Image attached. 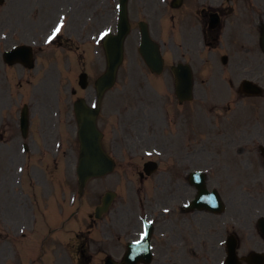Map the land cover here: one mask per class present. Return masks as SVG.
Listing matches in <instances>:
<instances>
[{"label":"flooded vegetation","instance_id":"obj_1","mask_svg":"<svg viewBox=\"0 0 264 264\" xmlns=\"http://www.w3.org/2000/svg\"><path fill=\"white\" fill-rule=\"evenodd\" d=\"M10 3L12 41L19 46H29L32 60L38 62L36 52L42 49H36L34 44L41 35V42L45 40L48 30L42 27L52 24L49 17L52 0H10ZM61 8L59 4L58 13ZM38 13H42L43 18ZM170 19L183 46L185 43L189 48L200 42L208 53L223 46L232 52L228 72L237 82V86H233L229 81L236 108L233 124L228 127L226 117L221 118L216 112L226 111V108L212 103L215 95L204 88L201 100L207 113L202 131H195L191 118L187 121V131L176 133L168 147L171 148L169 166L165 158L167 146L156 147L161 153L158 161L161 167L155 175L145 179L154 182V189L171 191V194L170 199H164L170 202L160 200L151 205L138 202L140 215L150 214L156 223L152 222L151 245L170 254L173 264H216L219 261L223 264H264V60L260 61L250 47L257 44L264 27V0H183L180 7L171 10ZM34 27L38 28L35 33ZM2 64L0 51V73ZM244 80L260 85L259 95L246 97V92L254 87H242ZM24 98L25 94L17 96L9 106H17ZM245 98L251 99L244 102ZM33 108L30 106L31 114ZM44 109L49 110L46 102ZM13 126L19 131V110L5 116L0 110V130ZM127 147L133 153L139 149L133 138ZM195 169L205 171L207 184L233 191L229 202H223L220 213L192 207L184 209L183 204L190 202H179L183 195L189 198L193 192L187 175ZM134 170L133 173L139 174V169ZM162 207L170 213L160 214ZM135 208L134 202H118L104 221H97L94 216V238L75 234L69 244L79 254L78 264H104L110 254L117 255L125 250L128 242L136 240L139 230L134 218ZM232 246L233 263L227 259ZM91 249H94V263Z\"/></svg>","mask_w":264,"mask_h":264},{"label":"rangeland","instance_id":"obj_2","mask_svg":"<svg viewBox=\"0 0 264 264\" xmlns=\"http://www.w3.org/2000/svg\"><path fill=\"white\" fill-rule=\"evenodd\" d=\"M55 2H58V0H55ZM97 0H84V4L82 6L86 7L87 5H91L95 7ZM85 10H81V12H83ZM49 16L52 18V15L49 14ZM104 21L97 18L94 21V26H89L88 27V33L94 31V38L95 40L99 37L100 33L105 31V30H101L105 25ZM38 28H35V31H37ZM132 35L127 39L126 41V45L128 46V52L125 46V63L122 64V66L119 68L118 71V78H117V83L115 84V88L112 89L111 91L108 92V94H110L108 99H105L103 104H102V110L101 113L99 115V122L101 126H107V129H105V131H107V133L109 135L112 134V130H116L118 129V127L121 125L122 120L120 121L119 124L117 125H113L111 124V122H115L116 118H115V111L117 113H123L125 110L128 111V113L130 115H134L140 112L139 110V106L136 103H133V101H130L129 98V92H134V90L132 89L133 86H131L129 84V82L127 81V78L129 76H136L138 74H140L142 72V64L140 59L137 57V53H135V49H136V43L134 42V40L131 38ZM95 44V41H94ZM67 62H70L73 66V73L71 74L72 76H70V78L68 79V82L65 83V85L60 86L59 83H57V73L56 72H51V74L48 76L51 78V82L46 83V85L44 87H46L43 91V100L44 99H48L50 104H53L52 100L45 94V93H49V96H52L53 94L58 93L59 91H57V89H60V93H64V98H62V100H74L76 99L78 96H84L86 97V95L84 94L85 91L80 90V88L77 85V77L78 75L83 72L80 70L78 63H79V58L75 55V53H69L68 54V60ZM89 65L91 66V63H89ZM105 70V58H104V53L102 51L101 47H95L94 46V65L91 66V71L94 73V82L97 79V77L103 73ZM36 82V79H35ZM137 84L134 85V87ZM145 85V84H144ZM71 89L76 90L75 94L71 93ZM125 92V94H124ZM53 93V94H52ZM155 94L152 93V91L150 92V90H148L146 87L144 88V97L146 99H148V101L154 103L155 101ZM133 103V104H132ZM55 105V104H53ZM65 107L63 108V116H64V122H69L68 118H66V113L69 109V106L67 104H65ZM152 104L147 103V106H151ZM154 107V106H153ZM133 110H135L136 112H133ZM124 114V113H123ZM113 117V118H112ZM72 122V121H70ZM122 131V130H121ZM121 131H118V133H120ZM0 153H2L1 155L6 156V159H2L1 162V166H2V173L0 176V192L2 194V199H1V204H0V210H4L6 207H10L9 206V202L11 203H15V201L13 199H11L12 196H9L8 192H7V188H6V174L8 173V171L10 170V166L11 164L14 163V156H15V151L12 149H6V150H0ZM75 159H71L72 162H74ZM67 161L68 158L66 159V166H67ZM65 165H63V163L61 162L58 167H54L49 169V164H47V160L46 158H35L32 162L30 166H33L35 168L32 169L33 175L35 176V178H39V171L37 168L42 169V173L47 177L48 175L50 176L48 179L50 180L47 181L46 183L42 182L41 184L37 185L38 182H36L37 184H35V189L40 190L41 192L44 193V191H48L47 194H45L46 196H49L50 202H44L43 201V196H41V194H39V196L37 197V199L39 200L38 205L42 207L41 210L38 211L37 208H35V214L37 216H32L31 217V229H33L32 231L30 230L29 235H32L31 232H36L37 230H42L41 233H44L45 230H43V225H42V218L40 217V213L43 212V206L46 204L48 205V212H52L53 211V204L52 202H59L60 199V191H59V184L56 181L57 178H59L60 176L63 178L61 181H64L65 183H67L69 185V189L66 190L67 194H66V202H68L70 196H71V192L73 189H71V183L67 180V178L69 179L71 176L68 174V170H65ZM48 171V172H47ZM15 177V175L13 176V178ZM54 177V178H53ZM100 184V189H98V192L105 190L109 187L112 186V181H108V182H101ZM27 186V185H26ZM63 186V185H62ZM64 187V186H63ZM92 186L89 187V189ZM8 196H7V195ZM92 202L94 201V196L93 193L89 196L88 199L85 198V202ZM14 210H16L15 207H13ZM41 211V212H40ZM1 255V254H0ZM20 255H21V259L20 262H17L16 264H27L25 261V253L24 251H22V249H20ZM15 264V263H12ZM38 264V263H36Z\"/></svg>","mask_w":264,"mask_h":264},{"label":"water","instance_id":"obj_3","mask_svg":"<svg viewBox=\"0 0 264 264\" xmlns=\"http://www.w3.org/2000/svg\"><path fill=\"white\" fill-rule=\"evenodd\" d=\"M126 31V28H124L123 29V32H125ZM120 38V39H119ZM118 39V43L120 44V42H121V36L119 37ZM108 56L109 57H111V54L110 53H108ZM119 59H120V57H119ZM118 59V60H119ZM113 70H114V67L112 66L111 68H110V71H109V76L111 77L112 76V72H113ZM94 138H95V142H94V149L95 148H97V150H100L99 149V134L96 132V131H94ZM87 150H88V148H87ZM99 153V159H103V160H106V158L100 153V152H98ZM100 161V160H99Z\"/></svg>","mask_w":264,"mask_h":264},{"label":"snow or ice","instance_id":"obj_4","mask_svg":"<svg viewBox=\"0 0 264 264\" xmlns=\"http://www.w3.org/2000/svg\"><path fill=\"white\" fill-rule=\"evenodd\" d=\"M59 30H60V26L58 25V26L56 27V29L54 30V32H53V36H55L56 33L59 32ZM51 38H52V37H50L49 39H51Z\"/></svg>","mask_w":264,"mask_h":264}]
</instances>
